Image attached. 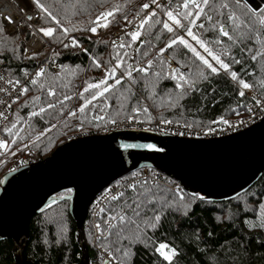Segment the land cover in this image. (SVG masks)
I'll use <instances>...</instances> for the list:
<instances>
[{"label":"trees","instance_id":"trees-1","mask_svg":"<svg viewBox=\"0 0 264 264\" xmlns=\"http://www.w3.org/2000/svg\"><path fill=\"white\" fill-rule=\"evenodd\" d=\"M27 1L31 8L37 9L32 0ZM149 2L150 0H99V2L87 0L85 3V0H79L73 7V0H64V7L60 10L62 22L69 29V36L75 37L80 46L66 48L59 40L48 37L41 53H38L39 55L35 58L29 59L28 57L32 54L24 55L20 36L17 33H3L0 35V54H2L0 59L3 60V63H0V69L7 75L10 74L11 77L23 80L25 71L28 72L36 64L43 63L48 76L42 77V79L47 80L59 74L58 90L60 86L68 85V87H63L62 91L75 97L76 94L83 91L86 81L98 82L104 78L105 70L116 64L113 57L116 56L117 51L121 54L125 51L128 53V56L125 57L128 63H133L135 58L139 60L140 65H143L147 63V60H152L159 49L165 46L169 39V34L166 32L161 35V40L154 42L156 47L143 59L140 58V53L145 48L143 45L140 46V52L134 48L135 44L124 49L108 45L109 30L128 25L123 16L127 15L128 20L132 21L134 17H137L141 6ZM116 5H120L123 11L116 13L115 22L106 27L105 33L100 38L91 36L89 31L72 30L73 27L85 29L92 26L89 23L90 20H95L100 13L112 10ZM172 6L175 7V4ZM260 7H264V4ZM37 10L40 14V24L54 27L43 18V13L39 9ZM73 12L76 14L74 15ZM157 12L161 18L166 19L160 10ZM146 14L147 12L141 14L136 23L143 19ZM111 19L109 17V20ZM131 31L133 29L127 32ZM152 31L155 33L156 30L153 29ZM55 35H60V33L57 32ZM207 35L209 38L213 36L212 33ZM121 38L125 42L131 41V37L123 33L117 45L121 42ZM224 39L226 40V38ZM49 43H53L54 47L49 48ZM248 45L254 49L258 47L252 42H248ZM172 54L174 53L171 49L165 53V55ZM175 54L178 59H181L178 53ZM231 54L238 59L241 58L239 48H232ZM93 59L98 60L101 67L97 68ZM51 64H55V70H51ZM173 66H177L175 62H173ZM69 70H74L75 75ZM157 70L159 69L157 68ZM231 70L237 72L245 82L252 84V88L261 95L264 94V88L260 87L261 80H264V59L252 61L249 55H243V62L232 65ZM117 74L119 75V70ZM133 75L140 76L139 73H133ZM153 79L150 72L148 81L152 82ZM108 82L112 83L111 80ZM27 83L28 81L25 84ZM29 86L31 87V85ZM198 87L203 95L193 93L185 98L181 101L185 105L183 109L169 110L166 107H153L151 100H144V104L148 106L153 119L147 120L144 114L137 116V119L145 123V128L160 132L152 121L154 118L160 117L161 113L167 119L191 124L195 127H210L214 124L213 121H218L221 118L232 121L249 114L250 105L253 103L252 97L246 93L244 97H240L238 93L241 86L223 70H221L220 75H213L209 81H202ZM159 89L163 91L174 89V82L162 80ZM133 91L136 98L144 99L146 93L143 91L142 83L136 85ZM36 95H41V93L33 88L26 95L20 97L16 103H13L8 120L15 119L13 114L17 112L26 117L32 109L25 104ZM85 95L87 96V93ZM121 101H123V97L120 100L110 99L108 103L112 105L111 108H105L104 111L95 108L91 112H86L82 127L80 126L81 120L77 117L66 118L67 111H65L64 116L57 115L55 119H48L47 122L39 117L32 119L30 122L36 131L31 136L28 135L30 131L28 125L23 124L25 132H22L21 135L24 139L18 140L16 145H11V151L15 155L0 156V179L8 170L7 164L10 159L24 150H28V155L33 156V159L39 160L48 156L57 145L68 138L78 134L98 133L104 121H110L113 118L117 121L127 119V115H132L131 112L122 113L119 117L115 115ZM83 102V100L74 98L65 103L68 110H75ZM124 103L126 109L136 106L134 100L124 101ZM89 107L91 108V105ZM101 107H103L102 104ZM52 111L55 110H49V112ZM181 111L183 112L182 116L179 114ZM79 115L77 113V116ZM94 116H104L105 119L95 120L93 119ZM7 123L8 121H4L0 128ZM53 123L57 127L47 136L33 143L36 133L43 131ZM20 126L18 125V127ZM0 134L7 139L4 133L0 132ZM25 144L28 147L25 148ZM155 184L169 190L170 196L172 192H175L164 185ZM67 192L69 190L64 189L56 195L60 196ZM181 194L183 200H180L177 193L174 198L176 204L171 208H163L162 219L156 228L145 227L140 233V238L131 241V246L127 249L129 252L128 264H168L155 251L159 243H165L176 250L177 254L173 257L172 264H264V229L252 227V224L258 223L259 220L258 213L251 210L256 209V201L264 197V170L247 188L225 199L211 200L205 197L199 199V197H203L201 194L185 191L182 187ZM50 204H52L51 207H48V204L29 218L27 237L22 253L33 264H76L79 260L80 248L76 240L75 222L68 212V200H57L54 204L53 202ZM101 207H110L108 200ZM102 217L103 214H100L98 223H101L103 228ZM84 220H88V215ZM246 220L248 221L247 224L245 223ZM82 228L89 264H101L100 252L105 251L106 247H110L109 241L103 240L100 233L94 236L90 226H82ZM123 243L127 245L128 241ZM12 261L11 239L0 240V264H8Z\"/></svg>","mask_w":264,"mask_h":264},{"label":"snow or ice","instance_id":"snow-or-ice-1","mask_svg":"<svg viewBox=\"0 0 264 264\" xmlns=\"http://www.w3.org/2000/svg\"><path fill=\"white\" fill-rule=\"evenodd\" d=\"M78 2L79 0H73V7ZM94 2H99V0H94ZM32 3L43 13V18L54 25V27L39 29L45 37L59 40L66 48L80 46L75 37L71 38L70 43H64V38L70 35L69 29L64 26L60 15V10L64 7V0H32ZM173 4L175 7L172 6ZM152 5H155V8L148 11L138 23H136L135 17L129 21L127 15L123 16L128 25H133V31L125 32V35L131 37V41L125 42L121 38L119 45L113 41L112 46L124 49L135 44L136 51L140 52V46L143 45L145 46L144 51L140 53V58L143 59L156 47L154 42L161 40V35L166 32L169 34V39L165 46L159 49L152 60H147V63L143 65H140L139 60L135 58L133 63H128L125 59L128 53L125 51L121 54L117 51L116 56L113 57L116 64L105 70L104 78L98 82L86 81L83 91L76 94L75 97L62 91V88L68 87V85L60 86L58 90L59 74L47 80L42 79V77L48 76L47 69L43 66L31 78H29L28 72H24V77L28 79L27 84H23L21 80L15 77L6 78L5 75L0 74V93L11 97L10 101L0 97V123L8 121L0 128V132L7 137V139L0 137V156L15 155L11 151V145H16L18 140L24 139L21 133L25 132V128L22 125H28V129H30L28 135L31 136L36 130L30 121L37 117L47 122L48 119H55L57 115L64 116L65 111H67L66 118L77 117L81 120L80 126L82 127L86 112H91L95 108L104 111L105 108L112 107L108 103L110 99L120 100L123 97V101L116 111V117L122 113L131 112L132 115H127L129 122H143L137 121V116L140 114H144L147 120L151 121L153 117L148 106L144 104V100H151L153 107H166L169 110L183 109L185 105L181 101L193 93L203 95L198 85L202 81H209L213 75H220L221 70L227 73L233 81H236L242 89L253 87L252 84L240 78L237 72L232 71L231 66L241 64L243 55H249L252 61L264 59V7L258 5L253 7L248 3V0H165L164 4H161L160 0H150V3L141 6L137 17L150 9ZM157 9L166 19L158 15ZM122 11L123 8L116 5L112 10L100 13L95 20H90L89 23L92 26L85 29L73 27L72 30L89 31L96 34L97 28L108 27L109 24L115 22L116 13ZM73 14L76 13L73 12ZM109 17L112 19L109 20ZM8 19L11 20V18ZM27 19L31 21L32 17L28 16ZM153 29L156 30L155 33L152 31ZM57 32L60 35H55ZM208 33H212L213 36L209 38ZM2 34L3 26L0 23V35ZM248 42H252L258 47L254 49L248 45ZM232 48H239L241 58L238 59L231 54ZM170 49L174 54L165 55ZM175 53H178L181 59H178ZM37 55L39 54L33 53L28 58L33 59ZM173 62L177 66H173ZM0 63H3L2 59H0ZM93 63L97 68L101 67L98 60L93 59ZM118 70L119 75L117 74ZM69 71L75 75L74 70ZM150 72L154 78L152 82L148 81ZM133 73H139L140 76H134ZM109 80L112 83H109ZM162 80L173 81L174 89L160 90L159 85ZM141 83L143 84V91L146 93L143 100L136 98L133 91V88ZM260 87L264 88V80H261ZM33 88L41 95H36L31 98L30 102H26L25 106L32 110L26 117L19 115V112L14 113L15 119L9 121L8 114L12 104ZM17 89L19 90L17 91ZM13 92H16L15 96L12 95ZM238 94L240 97L245 96L243 90H240ZM74 98L84 102L78 109L68 110L65 102ZM251 99L255 100L258 105L261 103L255 96ZM133 100L136 106L126 109L124 101ZM49 110L55 111L49 112ZM197 110L199 111V108ZM77 113L80 115L77 116ZM179 114L182 116L183 112L181 111ZM93 119L104 120L105 117L94 116ZM156 119L163 124L179 123V121L165 118L162 113ZM109 122L116 123L117 120L113 118ZM212 123H224L230 127L233 126L223 118ZM18 125L21 126L18 127ZM184 126L191 127L192 125L186 123ZM56 127L57 125L53 123L43 131L36 133L33 143L47 136ZM24 147L26 148L28 145L25 144ZM122 147L128 150L137 146L125 144ZM144 148L151 151H161L159 147L153 144H146ZM3 183L4 181L0 180V184ZM121 187L123 190L115 194L112 193L111 189L107 190L106 199H108L110 207H101L97 213V215L103 214L102 223L104 227H101V223H97L95 227L99 231L100 237L109 241L110 244V247L105 248V251L109 253L106 264H128L129 252L127 249L131 246V241L138 240L145 227L156 228L162 219L163 208H171L176 204L174 198L177 193L172 192L170 196L169 190L156 185L155 181L137 180L127 184L126 187L123 185ZM66 198L65 196L53 197L52 202L54 204L57 199ZM199 199H204V197H199ZM180 200H183L182 194ZM256 204V209L251 210L258 213L259 222L252 224V227L264 229V197L258 199ZM51 206L52 204L48 205V207ZM245 223L247 224L248 221L246 220ZM124 241H128V244L124 245ZM155 251L168 264H172L173 257L177 254L174 248H170L165 243H159Z\"/></svg>","mask_w":264,"mask_h":264},{"label":"water","instance_id":"water-1","mask_svg":"<svg viewBox=\"0 0 264 264\" xmlns=\"http://www.w3.org/2000/svg\"><path fill=\"white\" fill-rule=\"evenodd\" d=\"M248 3L261 6L264 0ZM125 144L137 147L125 150ZM146 144L161 151L147 150ZM141 166L155 168L185 191L207 199L231 197L264 170V114L247 127L218 137L180 136L149 128L77 135L46 157L7 170L0 179L4 181L0 184V240L12 241L13 261L8 264H33L22 253L28 220L60 196L67 197L68 212L75 222L80 248L76 264H89L82 228L89 203L106 185ZM64 189L70 191L56 195ZM106 262L103 259L101 264Z\"/></svg>","mask_w":264,"mask_h":264},{"label":"built area","instance_id":"built-area-1","mask_svg":"<svg viewBox=\"0 0 264 264\" xmlns=\"http://www.w3.org/2000/svg\"><path fill=\"white\" fill-rule=\"evenodd\" d=\"M150 3V2H149ZM161 4L165 3V0H160ZM264 4V3H262ZM261 4V5H262ZM152 8H155V5H152L150 9L146 10L145 12L151 11ZM159 11V9H157ZM28 16L32 17V20L29 21L27 19ZM140 17V16H139ZM136 17V20L139 19ZM8 18H11L9 20ZM166 18V17H165ZM40 14L37 9L31 8L27 0H0V23L3 26V33L4 34H12L17 33L23 43V53L24 55H30L33 53H41L45 44L47 43V38L43 35L42 32L39 31L40 28H47L50 27L49 25H41L40 24ZM52 27V26H51ZM133 29V25H126L122 27H114L109 30V37H108V45L112 46V42L116 41L119 42L121 35L129 30ZM106 31V28H97L96 34L89 32V34L95 38H100ZM71 37L68 36L64 38V43H70ZM54 47L53 43H49V48ZM26 50V51H25ZM43 66V63L36 64L28 73L31 76H34L35 73L39 70V68ZM55 64H51V70H55ZM0 74L5 75L6 78H10L3 70L0 69ZM23 84H25L28 79L23 77L21 80ZM6 86V85H5ZM19 89H17L18 91ZM246 95L248 96H255L256 99L260 100L261 103L258 105L255 100L250 105L251 111L248 115L237 119L229 121L231 125L224 123H214L210 127H185L183 123H172V124H163L160 123L158 119L154 118L152 121L153 124L160 132L176 134L180 136H188V137H201V138H209V137H218L223 136L226 134H230L241 130L248 125L256 122L261 116L264 114V94L261 95L256 89H242ZM13 96L16 95V92L12 93ZM0 97L4 99L11 100V97L5 96L3 93H0ZM10 113V112H9ZM9 116V114H8ZM137 121H141L138 120ZM3 123V122H2ZM0 123V126L1 124ZM146 125L144 122H129L128 119H124L122 121H117L116 123H110L109 121H104L103 125L101 126L99 132H106L112 129L118 128H145ZM82 135V134H78ZM0 137L1 134H0ZM5 138V137H2ZM6 139V138H5ZM21 157H16L14 159V163L10 167V169L16 168L23 164H28L35 159L25 156V154H20ZM25 156L26 158H23ZM148 180L149 182L155 181L157 184L164 185L171 190H174L181 195V186L179 183L168 176L167 174L149 167V166H141L119 178L115 179L110 184L106 185L100 192L91 200L89 203L86 216L88 215V220H83L82 226L91 227L93 231V235H99V231L96 229L95 225L98 223V218L100 215H97L101 206L108 200L106 197L108 196L107 190L111 189L112 193L115 194L119 191L123 190V187L127 186L129 183H133L137 180ZM85 216V217H86ZM85 219V218H84ZM109 253L105 251L100 252V258L108 260Z\"/></svg>","mask_w":264,"mask_h":264},{"label":"rangeland","instance_id":"rangeland-1","mask_svg":"<svg viewBox=\"0 0 264 264\" xmlns=\"http://www.w3.org/2000/svg\"><path fill=\"white\" fill-rule=\"evenodd\" d=\"M190 39V38H189ZM194 43V42H193ZM210 59V58H209ZM214 63V62H213ZM218 67V66H217ZM2 136V135H1ZM2 137H4V136H2ZM20 154H25V156H27V157H30V158H34L33 156H30V155H28V150H24L23 152H21ZM20 154H18V155H16V156H13L11 159H10V161L8 162V164H7V169L8 170H10V167L12 166V164L14 163L13 161H14V159L16 158V157H21L22 155H20ZM25 156H23V158H26Z\"/></svg>","mask_w":264,"mask_h":264},{"label":"bare ground","instance_id":"bare-ground-1","mask_svg":"<svg viewBox=\"0 0 264 264\" xmlns=\"http://www.w3.org/2000/svg\"><path fill=\"white\" fill-rule=\"evenodd\" d=\"M61 194V193H60Z\"/></svg>","mask_w":264,"mask_h":264}]
</instances>
